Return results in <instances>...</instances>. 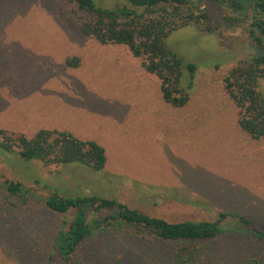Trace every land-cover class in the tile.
<instances>
[{
  "label": "rangeland",
  "instance_id": "1",
  "mask_svg": "<svg viewBox=\"0 0 264 264\" xmlns=\"http://www.w3.org/2000/svg\"><path fill=\"white\" fill-rule=\"evenodd\" d=\"M94 1L104 9L129 6V0ZM4 5L0 128L29 137L41 129L71 132L105 147L108 162L96 172L79 164L46 166L0 150V264L52 262L56 239L76 214L49 209L46 200L56 193L99 194L169 222L215 221L221 213L245 217L248 225L228 219L225 234L194 248L199 264L256 258L264 264V240L254 231L264 233V140L240 128V110L224 82L251 56L264 55L244 25L227 23L217 3L201 0L196 12L207 14L213 31L201 21L168 37L167 47L197 67L193 79L184 71L190 101L176 108L164 101L161 82L143 67L144 58L82 33L91 16L74 0ZM75 57L79 67L68 66ZM10 182L22 184L25 198L9 195ZM173 248L133 231L107 230L86 242L72 264H174Z\"/></svg>",
  "mask_w": 264,
  "mask_h": 264
},
{
  "label": "trees",
  "instance_id": "2",
  "mask_svg": "<svg viewBox=\"0 0 264 264\" xmlns=\"http://www.w3.org/2000/svg\"><path fill=\"white\" fill-rule=\"evenodd\" d=\"M4 1L0 0V18L7 9ZM199 1L129 0V6L104 9L97 7L94 0H74L81 11L91 16L90 20L82 23V33L102 45L126 46L135 58H144L143 67L161 82L164 101L176 108H183L190 101V93L182 86L184 71L189 72L193 79L197 67L178 58L167 47L166 40L174 31L189 24L207 23V14L196 12ZM212 1L225 11L224 20L227 23L244 25L251 41L264 49V0ZM181 13H185V16ZM206 29L213 31L208 23ZM66 64L79 67L80 58H69ZM262 80L264 55L260 54L251 56L246 64L232 69L224 80L228 95L240 110L239 126L254 140H264ZM0 150L18 153L26 161H40L46 166L79 164L96 172L104 171L108 162L107 151L98 142L80 139L71 132L51 129H41L29 137L22 132L0 128ZM21 188L20 183L10 182L7 185L10 196L25 198ZM181 200L189 203L185 198ZM46 204L60 214L76 210L73 221L64 227L56 239L50 264H72L86 242L95 234L107 230L120 234L133 231L142 238L153 237L172 244L174 264H199L194 248L201 242L213 241L225 234L228 229L226 220L237 219L239 225L250 223L245 217L237 218L226 213L219 214L215 221L169 222L99 194L69 198L56 193L47 198ZM105 211L113 213L103 216ZM254 231L257 238L264 240L263 232ZM256 259L248 264H261V260Z\"/></svg>",
  "mask_w": 264,
  "mask_h": 264
}]
</instances>
